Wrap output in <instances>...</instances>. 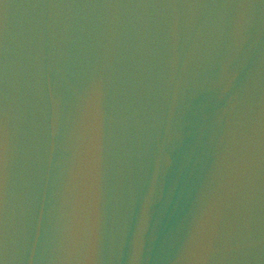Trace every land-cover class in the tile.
<instances>
[{
  "label": "water",
  "instance_id": "95a60500",
  "mask_svg": "<svg viewBox=\"0 0 264 264\" xmlns=\"http://www.w3.org/2000/svg\"><path fill=\"white\" fill-rule=\"evenodd\" d=\"M0 264H264V0H0Z\"/></svg>",
  "mask_w": 264,
  "mask_h": 264
}]
</instances>
